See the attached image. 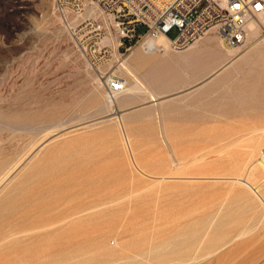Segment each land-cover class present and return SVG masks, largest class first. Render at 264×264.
<instances>
[{
	"label": "rangeland",
	"instance_id": "374dc122",
	"mask_svg": "<svg viewBox=\"0 0 264 264\" xmlns=\"http://www.w3.org/2000/svg\"><path fill=\"white\" fill-rule=\"evenodd\" d=\"M82 3L110 38L101 62L57 0H0V264H264V204L236 181L264 197V48L227 63L263 35L212 30L181 63L141 50L129 76L111 19ZM114 76L143 91L109 105Z\"/></svg>",
	"mask_w": 264,
	"mask_h": 264
},
{
	"label": "built area",
	"instance_id": "2783aa9c",
	"mask_svg": "<svg viewBox=\"0 0 264 264\" xmlns=\"http://www.w3.org/2000/svg\"><path fill=\"white\" fill-rule=\"evenodd\" d=\"M112 18L119 36V45L131 49L143 37L166 36L172 49L188 48L205 34L214 30L229 47L241 46L246 35V26L254 22L264 35V0H93ZM60 12L70 11L75 23L65 18L68 30L80 49L96 62L109 54L107 45L102 44L103 29L90 18H81L82 0H57ZM145 27L142 36L138 28ZM176 28L178 33L170 38L167 34ZM124 89L119 77L107 83L108 96ZM264 157V149L261 150ZM256 264H263L258 262Z\"/></svg>",
	"mask_w": 264,
	"mask_h": 264
},
{
	"label": "bare ground",
	"instance_id": "6f19581e",
	"mask_svg": "<svg viewBox=\"0 0 264 264\" xmlns=\"http://www.w3.org/2000/svg\"><path fill=\"white\" fill-rule=\"evenodd\" d=\"M85 7V5L83 6ZM82 15V14H81ZM80 15V16H81ZM83 18H89V17H83ZM109 18L111 19L112 23L113 20L112 18L109 16ZM76 19V18H75ZM246 32L247 35L253 37L256 36L259 33V29L257 27V25L254 22H249L246 26ZM109 36H104L102 37L101 41L103 40L104 42H108L109 41ZM216 37L215 35L211 34V35H207L205 38H203L201 40V42L195 46H192L194 44H196L197 42H195L194 44H192L189 48H187L188 50L190 49L191 52L194 51L195 49L200 48V46L211 43L213 41H215ZM258 41V40H257ZM103 42V43H104ZM261 42V43H259ZM255 43V42H254ZM257 43V42H256ZM258 45H251V49H248L244 54L239 55V54H233V50H230L232 58L227 62L230 63L232 61H236V60H243V58H245L249 53V51H254L255 49H257L258 47H263L264 48V35L260 37V40L258 41ZM119 44V43H118ZM171 48L170 46V41L169 39L164 36V35H158L156 37H143L138 41V45L133 48L130 49V53L128 54V56L122 61L121 65H122V69L126 70L127 74L130 70L129 64L127 62V59L131 58V59H136L139 57L141 50L145 51L148 54H152V53H165L168 51V49ZM253 49V50H252ZM183 51V50H182ZM175 52V51H174ZM248 53V54H247ZM165 56V55H164ZM230 56V55H229ZM226 63V64H227ZM225 66V65H224ZM223 66V67H224ZM120 70V69H119ZM125 72V71H124ZM134 73V72H133ZM129 76H131L130 74H128ZM215 75V74H214ZM128 76V77H129ZM210 76V75H209ZM212 76V75H211ZM211 76L209 77V79L211 78ZM131 78V77H129ZM133 78V77H132ZM131 78V80H132ZM111 79V78H110ZM207 80V79H205ZM124 82V89L119 92V93H115L113 96H109L106 97V101L109 105H114V104H119L121 105L124 100H118V97L120 95H124L125 97H131L132 95L136 94L137 92L142 90L143 86H140V84L137 82L136 78H134L133 82L128 84L127 81L122 80ZM144 89V88H143ZM146 89V88H145ZM143 91V90H142ZM145 92V91H144ZM150 92V91H149ZM141 93V92H140ZM153 95V92H152ZM262 150V149H261ZM253 167V166H252ZM253 173L255 172V170H257L260 173L261 179H260V184H264V157L258 156L257 159H255V168H253ZM252 172V171H251ZM255 175V174H254ZM236 181L245 185L246 187H248L254 194L255 196H257V198L260 200V202H262L264 204V197H262V195L259 193V186L258 185H253L250 182H248L245 179L242 178H236ZM257 184V183H256ZM259 187V188H258ZM264 215V214H263ZM251 219V218H250ZM262 219V218H261ZM263 221V220H262ZM263 225H264V221H263Z\"/></svg>",
	"mask_w": 264,
	"mask_h": 264
},
{
	"label": "crops",
	"instance_id": "0c3cea01",
	"mask_svg": "<svg viewBox=\"0 0 264 264\" xmlns=\"http://www.w3.org/2000/svg\"><path fill=\"white\" fill-rule=\"evenodd\" d=\"M191 46V45H190ZM189 46V47H190ZM188 47V48H189ZM175 51V52H174ZM190 52L191 51H189L187 48L186 49H184L183 51L182 50H179V51H176V50H174V49H170L169 50V53H168V55H166V56H163V58H162V60H163V62L164 63H167V64H169V63H171V62H179V63H181L182 62V60L184 59V60H188V61H190V60H192L193 59V56L195 55V54H193V53H191L190 54ZM193 52V51H192ZM195 52H197V50L195 51ZM187 61V62H188ZM204 79L205 78H203V79H201V80H198V81H196V82H191V83H189V84H187L183 89H181V90H179V91H183V92H193V91H196V92H198L199 90H200V88H201V86H202V83H203V81H204ZM165 82V81H164ZM160 83H163V82H160ZM177 89H179V88H177ZM167 94H162L160 97L162 98V97H165ZM156 100V99H155ZM151 100H148V101H146L145 103H149ZM141 105H143V104H139L138 106H141Z\"/></svg>",
	"mask_w": 264,
	"mask_h": 264
}]
</instances>
